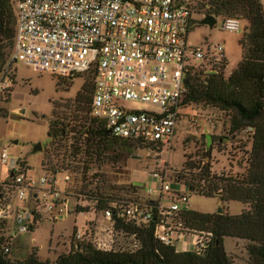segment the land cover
<instances>
[{
	"label": "built area",
	"instance_id": "2783aa9c",
	"mask_svg": "<svg viewBox=\"0 0 264 264\" xmlns=\"http://www.w3.org/2000/svg\"><path fill=\"white\" fill-rule=\"evenodd\" d=\"M194 1L15 0L12 61L58 81L93 71L90 117L112 137L161 153L170 146L183 120L189 79L200 70L203 75L213 74L227 62L221 44L193 46L188 42L189 33L199 24L194 19L198 17ZM220 29L239 33L242 23L237 18H222ZM7 72L4 68L0 74V92L13 86ZM254 135L255 128L249 124L231 133L230 140H225L229 146L226 159L240 154L246 169ZM204 146L196 167H190L194 171L183 176L177 173L175 180L167 172L149 174L155 184L148 186L147 194L156 198L141 203L111 201L101 211L110 226L101 231L103 234L96 233V240L89 236V230H77L69 251L82 243H90L99 251L139 250L141 242L136 234L117 229V218L136 228L152 224L154 239L177 253L202 254L211 235L192 230L185 222V213L191 211L190 194L200 195L204 179L200 188L190 190L185 178L201 173L205 166L209 167V177L213 176V149L208 143ZM7 160L3 149L0 164L6 165ZM11 168L14 196L24 201L27 191L32 206L13 210L0 198V222L12 220L18 233H26L41 213L53 216L50 219L62 216L66 200L58 173L44 166L35 186L26 178L27 169L21 160H14ZM69 180L65 175L62 183ZM115 235L124 237L127 244L115 246ZM9 252V245H4L3 253Z\"/></svg>",
	"mask_w": 264,
	"mask_h": 264
},
{
	"label": "rangeland",
	"instance_id": "374dc122",
	"mask_svg": "<svg viewBox=\"0 0 264 264\" xmlns=\"http://www.w3.org/2000/svg\"><path fill=\"white\" fill-rule=\"evenodd\" d=\"M207 1H194V11L198 15L194 19L197 23L204 16L199 10V5ZM11 4L14 7L15 0H11ZM222 18L216 19V24L212 28L197 24L189 33L188 42L193 46H202L204 43L221 44L227 60L224 69L226 78L240 61L238 41L242 31L239 33L222 31L220 29ZM232 18L239 19L242 25H247L239 16ZM12 51L6 59L4 68L14 80V85L0 92V153L4 149L8 155L6 165H0L2 204H8L13 210L18 211L27 210L32 206L27 191L24 201H18L13 188L10 187L9 173L12 172L10 161L19 158L24 167L30 169L26 178L33 181L35 186L38 185L41 176L43 161L45 167L58 173L57 179L62 187L60 190L64 198H67L65 202L67 210L61 219H49L47 214H39L40 221L26 233H18L12 220L0 222L3 227L0 235L9 244L10 252L7 257L10 260L23 261L35 249L40 261L52 262L57 256L69 252L68 243L72 245L73 235L77 229L89 230V236L96 240V233L103 234L101 231L110 225L103 219L101 211L96 209V203L91 200V193L100 192L109 197L110 201L126 200L141 203L147 201L149 197L156 198L154 194L150 196L147 194L148 186L155 184L149 179V174L167 172L168 177L175 180L177 173H182L180 175L183 176L184 173L194 171L190 167H196L200 151H203L205 143H208L207 136L211 137L210 145L213 149L210 165L213 176H235L244 173L245 165L240 160L242 157L240 154L226 159L225 153L229 146L225 140L231 138L228 116L214 107L196 103L186 104L182 110L183 120L170 146L162 149L161 153L148 152L134 145V149L124 160H116L115 155L109 150L103 151V155L100 158L96 157V161L83 153L72 156L70 149L72 140L68 139L53 146L47 136L52 102L72 101L83 84L89 81L90 74L85 73L72 80L62 81L65 85L57 86L58 80L55 77L39 74L20 61L13 62ZM211 68L214 67L209 69L212 70ZM199 73L200 79H204L201 70ZM3 111L7 113L6 117L2 115ZM63 111L67 118L66 123L73 125V114L70 111ZM221 137L223 140L219 141ZM38 144L41 150L35 151ZM65 175L69 176L70 180L62 183ZM139 183H143V186L138 185ZM76 207L87 212L76 214ZM219 208H224L229 215H238L243 205L237 202L221 203L218 197L206 198L190 194L191 211L213 214ZM114 240L115 246L123 247L127 244V240L119 235H115ZM231 242L229 239L225 241L227 250L231 249ZM228 252L233 264H248L245 246L243 249L240 245L236 250Z\"/></svg>",
	"mask_w": 264,
	"mask_h": 264
},
{
	"label": "trees",
	"instance_id": "16d2710c",
	"mask_svg": "<svg viewBox=\"0 0 264 264\" xmlns=\"http://www.w3.org/2000/svg\"><path fill=\"white\" fill-rule=\"evenodd\" d=\"M201 14L216 18L239 16L247 25L242 30L238 46L241 58L236 68L224 77V63L214 74H195L189 79L184 104L196 103L214 107L229 118V133L244 125H252L255 135L249 153L247 168L241 175L209 177L208 166L197 175L185 178L187 187H201V196L218 197L221 203L238 202L244 206L238 215L203 214L194 211L185 213L186 224L194 231L211 235L202 254L177 253L174 249L154 239L153 225L136 228L115 218L117 229L136 234L141 247L134 253L99 251L90 243L79 244L67 254H61L53 262L40 261L33 249L23 261L10 260L3 253L6 239L0 235V264H233L224 248V239L246 242L248 264H264V9L260 0H208L199 5ZM15 16L11 0H0V74L6 59L13 50ZM72 101H53L47 136L53 146L72 140V156L84 154L96 161L103 151L109 150L116 160H124L134 145L112 137L103 125L90 118V103L93 93V71ZM65 85L62 81L57 86ZM64 103V104H62ZM61 110V111H60ZM73 114V125L66 123L64 111ZM7 116L5 111L2 112ZM88 116V117H87ZM223 140L221 137L219 139ZM113 148V149H112ZM45 159V153H44ZM43 159V160H44ZM44 161L42 162L43 166ZM22 166L24 164L22 163ZM54 172V171H53ZM96 209L103 211L111 202L100 192L91 193ZM75 212L84 213L76 207ZM39 221L34 220L31 229ZM75 229V228H74ZM73 229V231H74ZM0 230L3 227L0 225ZM9 245V244H8Z\"/></svg>",
	"mask_w": 264,
	"mask_h": 264
},
{
	"label": "crops",
	"instance_id": "0c3cea01",
	"mask_svg": "<svg viewBox=\"0 0 264 264\" xmlns=\"http://www.w3.org/2000/svg\"><path fill=\"white\" fill-rule=\"evenodd\" d=\"M260 3L262 4V5H264V0H260ZM242 23V22H241ZM246 27V24L244 25H242V30L244 29ZM241 37V36H240ZM13 85H14V82H13ZM19 159V158H18ZM19 160H21V159H19ZM13 161L14 160H12V161H10V166H11V164L13 163ZM1 165V164H0ZM1 166H5V165H1ZM44 168V165L43 166H41V172H42V169ZM26 169H27V172H26V174L30 171V169L28 168V167H26ZM11 170H12V168H11ZM9 177H11V172L9 173ZM58 176V175H57ZM143 184V183H142ZM59 186H60V188L62 189V187H61V182H60V184H59ZM0 198H1V196H0ZM65 200L67 201V198H65ZM230 203H233V202H230ZM238 203V202H237ZM67 207H66V204H65V212L63 213V214H65L66 213V209ZM243 208H244V206H243ZM222 210V209H221ZM243 210V209H242ZM241 213V212H240ZM62 214V215H63ZM77 214V213H76ZM37 217H39V216H36V218ZM62 218V216H60L58 219H61ZM49 219H50V217H49ZM39 221H40V219H39ZM37 224V223H36ZM75 228V227H74ZM78 230V229H77ZM73 234V233H72ZM231 240L232 242V244H231V249H229V250H227L226 249V246H225V241L226 240ZM8 245V244H7ZM242 246V248L244 249V246H246V242H244V241H241V240H236V239H230V238H226V239H224V248H225V251H226V253L229 255V252L228 251H234V250H236L239 246ZM68 249H70V244L68 243ZM230 256V255H229ZM54 261V260H53ZM52 261V262H53Z\"/></svg>",
	"mask_w": 264,
	"mask_h": 264
},
{
	"label": "water",
	"instance_id": "95a60500",
	"mask_svg": "<svg viewBox=\"0 0 264 264\" xmlns=\"http://www.w3.org/2000/svg\"><path fill=\"white\" fill-rule=\"evenodd\" d=\"M216 24V19L213 17V16H209V15H206L204 16L200 21H199V25H202V26H207L209 28H212L214 25ZM184 83L186 84L187 83V80H184ZM207 141H208V145H210L211 143V137L210 136H207L206 137ZM41 150V146L38 144L36 147H35V151H40ZM222 210L219 208L217 211H216V214H221Z\"/></svg>",
	"mask_w": 264,
	"mask_h": 264
}]
</instances>
